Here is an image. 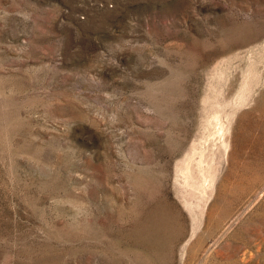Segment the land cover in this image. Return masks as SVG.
<instances>
[{"label": "rangeland", "instance_id": "1", "mask_svg": "<svg viewBox=\"0 0 264 264\" xmlns=\"http://www.w3.org/2000/svg\"><path fill=\"white\" fill-rule=\"evenodd\" d=\"M0 264H264V0H0Z\"/></svg>", "mask_w": 264, "mask_h": 264}]
</instances>
